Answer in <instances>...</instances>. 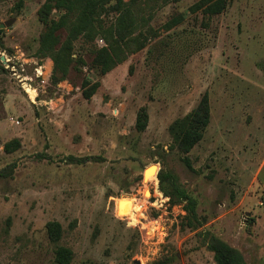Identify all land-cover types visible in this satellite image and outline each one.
Returning a JSON list of instances; mask_svg holds the SVG:
<instances>
[{
	"label": "rangeland",
	"instance_id": "374dc122",
	"mask_svg": "<svg viewBox=\"0 0 264 264\" xmlns=\"http://www.w3.org/2000/svg\"><path fill=\"white\" fill-rule=\"evenodd\" d=\"M43 1L0 0V23L15 18L0 29V264H58V246L72 250L69 264H216L203 239L180 228L184 211L159 190L160 168L198 200L205 228L264 264V0H226L213 16L191 11L198 0L169 2L153 11L156 36L141 50L99 78L83 52L84 64L58 82L52 60L36 53ZM84 78L100 81L89 99ZM204 93L209 124L180 154L168 126ZM142 107L148 122L136 132ZM49 221L62 226L56 244Z\"/></svg>",
	"mask_w": 264,
	"mask_h": 264
},
{
	"label": "trees",
	"instance_id": "16d2710c",
	"mask_svg": "<svg viewBox=\"0 0 264 264\" xmlns=\"http://www.w3.org/2000/svg\"><path fill=\"white\" fill-rule=\"evenodd\" d=\"M180 0H44L37 13L43 23L38 37L36 53L40 57H48L53 66L51 79L58 82L66 79L70 70H78L84 64L83 52L90 56V69L99 78L123 62L129 54L145 47L149 37L156 32L149 26L153 11L169 2ZM226 0H198L190 9L193 13L202 11L207 16L221 13ZM57 11L53 16L52 12ZM179 20L173 18L165 27L170 29ZM104 44L97 46L96 39ZM80 41V53L74 56L75 42ZM100 85L99 80L90 81L84 78L81 82V94L89 99ZM210 121V104L207 93L199 99L197 105L186 115L175 119L168 130L176 149L186 155L203 137ZM148 114L144 107L136 115L134 129L145 130ZM19 146V141L12 140L4 145L6 151ZM98 156H67L68 163L81 164L88 160L98 161ZM190 166L188 158H182ZM0 176L2 172H0ZM158 188L169 198V204L181 205L184 214L179 226L199 235L207 249L213 254L216 264H248L239 250L214 235L205 228L208 218L198 212V200L193 197L178 181L172 172L160 168L157 173ZM48 239L57 243L62 236V226L58 221L45 224ZM176 256V255H174ZM55 262L69 264L73 253L68 247L58 246L54 251ZM148 264H168V260H154Z\"/></svg>",
	"mask_w": 264,
	"mask_h": 264
},
{
	"label": "water",
	"instance_id": "95a60500",
	"mask_svg": "<svg viewBox=\"0 0 264 264\" xmlns=\"http://www.w3.org/2000/svg\"><path fill=\"white\" fill-rule=\"evenodd\" d=\"M14 20H15V18H10L8 20L1 22L0 23V29L10 26ZM132 264H141V262L139 260L135 259V260H133Z\"/></svg>",
	"mask_w": 264,
	"mask_h": 264
},
{
	"label": "built area",
	"instance_id": "2783aa9c",
	"mask_svg": "<svg viewBox=\"0 0 264 264\" xmlns=\"http://www.w3.org/2000/svg\"><path fill=\"white\" fill-rule=\"evenodd\" d=\"M34 69H35V72H36V77L41 76V74H42V66H38V67H36ZM25 80H26V78H22L21 79V81L24 82V84H27V83H25Z\"/></svg>",
	"mask_w": 264,
	"mask_h": 264
}]
</instances>
